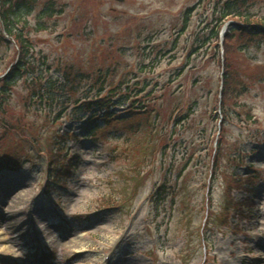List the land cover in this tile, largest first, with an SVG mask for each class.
Instances as JSON below:
<instances>
[{
    "label": "rangeland",
    "instance_id": "1",
    "mask_svg": "<svg viewBox=\"0 0 264 264\" xmlns=\"http://www.w3.org/2000/svg\"><path fill=\"white\" fill-rule=\"evenodd\" d=\"M220 1L56 0L34 60L45 78L82 77L54 103L32 80L0 103V166L20 160L0 177V264H264V40H230L228 54ZM16 56L2 52L0 76ZM229 70L239 96L237 81L223 93ZM103 88L140 108L115 105L89 137L72 103Z\"/></svg>",
    "mask_w": 264,
    "mask_h": 264
},
{
    "label": "trees",
    "instance_id": "2",
    "mask_svg": "<svg viewBox=\"0 0 264 264\" xmlns=\"http://www.w3.org/2000/svg\"><path fill=\"white\" fill-rule=\"evenodd\" d=\"M254 3V0H221L217 3L215 11L221 15V24L216 30H213L215 37L218 38L224 19L228 17H236L243 19L244 21L242 24L233 26L231 32H229L225 37V51H227L228 54L229 51L227 43L230 40L236 39L237 42L243 40L245 45L248 41H253L254 34H250L247 31L246 26L250 25L251 19L254 17V14H252L251 11ZM37 8L39 9V12L35 18V24L32 25L28 19ZM61 12L62 10H58V8H56L55 0H0V55L5 49L11 47L12 42H14L18 48L17 55L19 56V61L11 69L10 73L6 76V78L0 80L1 104L6 99V97L9 96L12 88L15 87L19 79H21L23 75L26 76L27 74L31 73V71L34 69L35 64L31 60V53H33V44L30 38L31 33L33 31L41 32L48 30V22L55 16L60 15ZM261 34L264 35V30H262ZM239 50L243 51L242 48ZM227 64H229V62ZM76 77L79 78L80 75H77ZM223 81V93L227 89L228 92L231 91L229 88H232V82L234 81H237V84L240 85L238 87L242 88L241 91H239L238 96L240 93L247 90V86H245L246 82L238 76L236 71H226ZM34 82V95L37 97H44V99H46L49 103H54V101L58 99V94L62 90L67 89V86L73 87L74 85H77V80H71L70 78H67L65 83L55 82L51 79L44 80L42 78L34 79ZM37 87L39 93L36 90ZM100 92H102V90H100ZM234 94L235 91H233V95ZM99 96L100 95H97V97ZM105 98L85 100L83 105L88 111H91L96 107L101 109L108 108L112 100H104ZM107 116H109V114ZM107 119H109V117H107ZM1 163V165H3V161ZM65 169L58 171L57 175H62L61 177L69 175L68 171H70V168ZM162 189L163 188H159L160 191ZM226 210H228V208H226Z\"/></svg>",
    "mask_w": 264,
    "mask_h": 264
},
{
    "label": "bare ground",
    "instance_id": "3",
    "mask_svg": "<svg viewBox=\"0 0 264 264\" xmlns=\"http://www.w3.org/2000/svg\"><path fill=\"white\" fill-rule=\"evenodd\" d=\"M5 240H6V238L2 239L1 241H5Z\"/></svg>",
    "mask_w": 264,
    "mask_h": 264
}]
</instances>
